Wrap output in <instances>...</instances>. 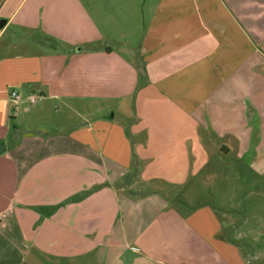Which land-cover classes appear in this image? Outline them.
Returning <instances> with one entry per match:
<instances>
[{"label":"crops","instance_id":"0c3cea01","mask_svg":"<svg viewBox=\"0 0 264 264\" xmlns=\"http://www.w3.org/2000/svg\"><path fill=\"white\" fill-rule=\"evenodd\" d=\"M220 174L264 180V0H0V264H258Z\"/></svg>","mask_w":264,"mask_h":264},{"label":"rangeland","instance_id":"374dc122","mask_svg":"<svg viewBox=\"0 0 264 264\" xmlns=\"http://www.w3.org/2000/svg\"><path fill=\"white\" fill-rule=\"evenodd\" d=\"M141 10L144 11V9H141ZM145 13H146L145 15H149L147 14V10H145ZM131 36L135 37L136 35H131ZM137 41L138 40H135V41L132 40V43L136 45V43H138ZM141 82L139 81L135 95L138 89H140L143 85ZM82 103H87V102H82ZM97 104L103 108L98 112V115L114 114L116 117L120 119H124V121L127 122V124H129V122L133 120L135 116L138 115L137 110L135 111V107H133V109L130 108L131 111L129 114L128 113L125 114V111L119 108L117 100L98 101ZM18 114H19L18 117L20 118V120L18 121L19 126L22 127V129H25L24 125H31V122H27L26 124H24L23 119L25 120L26 117H28V119L31 120L32 118H36L38 116L36 114L35 109L28 114L26 113L23 114L21 111L18 112ZM259 117H260V113H259ZM75 120L78 121L79 118L75 117ZM34 129H36V127H34L31 130L35 131ZM21 133H25V132L22 131ZM232 159L234 160L235 158L232 157ZM229 171H230V168H227L226 174L228 177H229ZM232 176L233 175L231 174L230 182L225 183L226 184L225 191H223L224 186H223V178L221 177V174H220V177L216 175V177L211 183H209V179H208L207 184L209 186V190L208 191L203 190L205 194H203V196L197 197L194 201L200 202L202 200L203 201L210 200L211 202H214V204L216 205L221 215H224V211H223L224 204L222 205L223 198H226L228 201L232 200L235 194L237 193L236 198L237 199L239 198L241 200L240 205H238L237 207L238 209H242V217H244V219H247L245 222L243 220V223L245 224L243 228L244 230L243 232L245 234H248L251 231L258 230V238L243 237L244 239H241V241H243L244 244L249 243L250 245L249 244L248 245L250 247L252 246L253 254L257 255V259L254 261L255 263L261 264L262 259L264 258V243H263L264 237L260 236L261 234L260 230H262V226L264 224L262 222V219H264V180L260 182V177H259V186L253 187L251 186L252 185L251 183L246 184L245 179H243L241 183V189H238V191H235L233 188V184H232V181H233ZM247 177H249V175ZM227 206H231V205L227 204Z\"/></svg>","mask_w":264,"mask_h":264},{"label":"built area","instance_id":"2783aa9c","mask_svg":"<svg viewBox=\"0 0 264 264\" xmlns=\"http://www.w3.org/2000/svg\"><path fill=\"white\" fill-rule=\"evenodd\" d=\"M9 94H10V98L12 100H14L15 102H19L20 101L21 97H20V94H19V92L17 90L12 89Z\"/></svg>","mask_w":264,"mask_h":264}]
</instances>
